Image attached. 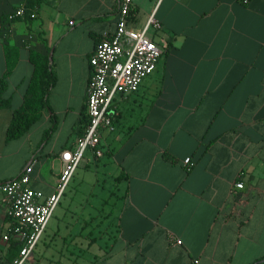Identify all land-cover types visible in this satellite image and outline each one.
I'll list each match as a JSON object with an SVG mask.
<instances>
[{
	"label": "crops",
	"instance_id": "obj_1",
	"mask_svg": "<svg viewBox=\"0 0 264 264\" xmlns=\"http://www.w3.org/2000/svg\"><path fill=\"white\" fill-rule=\"evenodd\" d=\"M32 1L0 0V185L31 163L30 184L46 196L85 123L89 58L117 8ZM20 3L24 15L8 20ZM151 13L161 24L150 34L162 50L156 68L115 97L103 154L81 163L110 180V210L92 204L93 192L69 210L79 164L68 205L60 198L25 264H264V0H134L130 21ZM46 59L53 82L42 98ZM14 110L28 126L7 138ZM11 224L0 188V264L19 249L2 238Z\"/></svg>",
	"mask_w": 264,
	"mask_h": 264
},
{
	"label": "built area",
	"instance_id": "obj_2",
	"mask_svg": "<svg viewBox=\"0 0 264 264\" xmlns=\"http://www.w3.org/2000/svg\"><path fill=\"white\" fill-rule=\"evenodd\" d=\"M134 0H115L117 21L114 31L104 36L94 47L89 58L90 77L86 89V114L88 123L70 150L60 154V172L54 191L44 196L30 184L31 163L22 172L0 185L6 214L12 220L3 240H16L19 249L9 264H25L43 234L46 224L58 205L73 173L91 151L96 158L103 154L102 130L114 129L112 104L116 96L134 93L140 84L156 68L162 50L150 34L160 28V22L150 14L145 23H131ZM25 6L20 3L8 13V20L22 17ZM73 22L71 21L70 24ZM186 170L190 169V158L184 159ZM242 172H239L234 187L242 188ZM175 243H180L176 240ZM194 259L192 264H197Z\"/></svg>",
	"mask_w": 264,
	"mask_h": 264
},
{
	"label": "rangeland",
	"instance_id": "obj_3",
	"mask_svg": "<svg viewBox=\"0 0 264 264\" xmlns=\"http://www.w3.org/2000/svg\"><path fill=\"white\" fill-rule=\"evenodd\" d=\"M28 8V7H27ZM26 9V7H25ZM106 158L104 157L103 160H105ZM82 163V161L80 162V164ZM76 175L77 178L76 179ZM103 171L101 169L98 170V172H95L93 170V168H88V169H84V167L82 166V164L78 167L76 174H75V180L72 181L71 183V187H75L74 190L72 192V198H73V203H71L69 210H74L75 206L74 205H78L77 202L82 200V198L84 197L83 195L88 194V193H94L96 194L94 198H92V204L97 203L100 201V199H102L104 201V205L102 207V210L104 211H108L110 210V207L108 206L107 203L112 202L114 200V198H111L109 200H107V198H109L110 196V190H111V182L110 180L107 178H105L103 176ZM81 176H83L81 179ZM96 179H98V186L96 187H91L92 184L91 182L95 183ZM81 180V181H79ZM102 185L104 187H102ZM62 198V197H61ZM61 200V199H60ZM68 200H65L64 198H62L61 203L63 202V206L65 207L66 205H68L69 202H67ZM60 209H57L55 214L59 213ZM68 216L71 217V214L68 213ZM47 256V255H45Z\"/></svg>",
	"mask_w": 264,
	"mask_h": 264
},
{
	"label": "trees",
	"instance_id": "obj_4",
	"mask_svg": "<svg viewBox=\"0 0 264 264\" xmlns=\"http://www.w3.org/2000/svg\"><path fill=\"white\" fill-rule=\"evenodd\" d=\"M40 1L41 0H33L32 7L36 6ZM1 21L2 20L0 18V22ZM39 82H40L42 98H44V96L46 95V93L50 88V85L53 82V76L51 71L49 70V64L47 59L43 62V64L40 67ZM3 89H4V82L1 81L0 94L3 91ZM87 123H88V117H86L85 123L83 125V128L80 130L78 137L84 134ZM27 126H28V118L25 112L22 110H14L10 124L7 128V133H6L7 138H14L20 136L26 130Z\"/></svg>",
	"mask_w": 264,
	"mask_h": 264
}]
</instances>
